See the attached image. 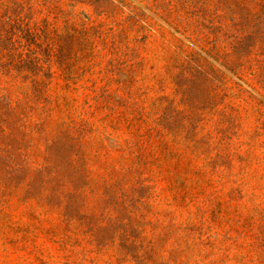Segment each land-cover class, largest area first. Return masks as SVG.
<instances>
[{"label": "rangeland", "instance_id": "obj_1", "mask_svg": "<svg viewBox=\"0 0 264 264\" xmlns=\"http://www.w3.org/2000/svg\"><path fill=\"white\" fill-rule=\"evenodd\" d=\"M0 264H264V0H0Z\"/></svg>", "mask_w": 264, "mask_h": 264}]
</instances>
